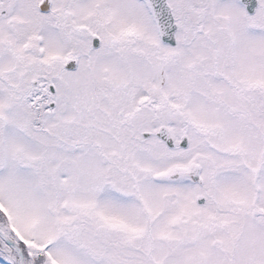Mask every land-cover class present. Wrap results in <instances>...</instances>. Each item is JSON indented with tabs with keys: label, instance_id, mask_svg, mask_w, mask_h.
I'll list each match as a JSON object with an SVG mask.
<instances>
[{
	"label": "snow or ice",
	"instance_id": "obj_1",
	"mask_svg": "<svg viewBox=\"0 0 264 264\" xmlns=\"http://www.w3.org/2000/svg\"><path fill=\"white\" fill-rule=\"evenodd\" d=\"M0 264H264V0H0Z\"/></svg>",
	"mask_w": 264,
	"mask_h": 264
}]
</instances>
